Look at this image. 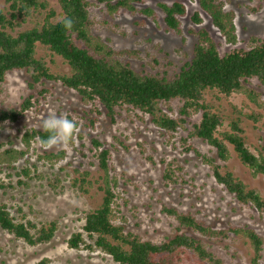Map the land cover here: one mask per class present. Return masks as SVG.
<instances>
[{
    "label": "trees",
    "instance_id": "trees-1",
    "mask_svg": "<svg viewBox=\"0 0 264 264\" xmlns=\"http://www.w3.org/2000/svg\"><path fill=\"white\" fill-rule=\"evenodd\" d=\"M97 1L105 3L113 14L122 8L135 12L136 3L142 0ZM197 1L226 41L235 44L238 36L234 11L226 10L222 0ZM58 3L61 10L55 8L50 0H5V6L0 8V95L6 93L11 73L25 72L29 75V90L47 82L59 83L75 90L84 103L103 106L112 117L119 107L139 110L168 132L185 128L189 117L201 113L200 122L193 124L188 137L207 143L215 150L219 161L201 154L195 148L189 150L202 156L216 182L241 205L264 212V196L226 164L233 153L253 175L264 174V152L257 148V153L251 150L243 126L244 119L256 123L261 115L255 111L243 112L237 106H232V112L227 114L218 104L210 103L207 99L213 92L225 97L242 93L262 107L261 93L252 86V82L257 80L264 85V37L254 35L249 39L247 48H236L221 54L217 41L208 29H191V33L198 38L192 58L178 72L150 73L137 70L120 58L125 54H135V51L116 50L93 32L95 20L91 16L92 1L58 0ZM157 5L165 15L168 28L181 33L180 17L187 12L183 0H175L172 4L159 2ZM140 11L154 15V9L149 6ZM66 15L74 21L70 30L60 23ZM193 20L197 24L203 21L200 11L194 13ZM54 56L63 59L69 66L68 72L53 70L51 63ZM32 97V94L26 97L20 107L5 105L0 100V126L14 123L25 116L34 107ZM173 100L180 103L177 116L170 114L163 106L166 104L170 108L169 103ZM226 120L229 127L224 128ZM47 136L48 133L42 128H25L20 135V142L25 148H17L14 141H9V146L0 152V163L14 171L18 186L30 188L33 181L40 180L41 185L49 191L60 194L65 192V185L59 173L44 172L38 163L30 164L27 160L25 165L16 164L27 155L33 142H40ZM95 143L100 144L98 141ZM64 155L65 150L45 152L39 155V160H59ZM98 157L100 168L108 173L109 151L103 148ZM88 174L85 172L72 178L70 187L80 193H89L93 183L88 179ZM169 174L166 177L169 178ZM7 187L15 188L10 181ZM99 187L103 191L102 201L83 213L81 228L66 239L71 249L100 250L111 258L113 264H193L194 261L225 264L211 241L221 243L240 236L252 249L250 264H262L264 235L254 227L230 225L228 228H213L191 213L166 207V212L180 224L178 232L168 239L155 242L116 222L113 187L108 180ZM19 211H24L22 206H19ZM59 228L57 218L35 220L25 214L16 215L8 203L0 200V229L14 239L30 246L49 244ZM183 228L191 229L199 236L189 234ZM51 261L50 258H43L35 264H51Z\"/></svg>",
    "mask_w": 264,
    "mask_h": 264
},
{
    "label": "rangeland",
    "instance_id": "rangeland-1",
    "mask_svg": "<svg viewBox=\"0 0 264 264\" xmlns=\"http://www.w3.org/2000/svg\"><path fill=\"white\" fill-rule=\"evenodd\" d=\"M90 1L94 3L91 6V16L95 20L93 32L116 50L135 51V54H125L120 58L133 68L150 73L178 72L192 58L198 38L191 29H208L221 54L247 48L254 35L264 37V0H222L225 9L235 13L238 36L235 44L226 41L211 18L200 9L197 0H183L187 12L180 17L181 33L168 28L165 15L157 5L159 2L172 4L175 0H142L136 3L135 12L122 8L113 14L105 3ZM50 2L61 10L58 0ZM4 6L5 0H0V8ZM148 6L154 9L153 16L140 11ZM196 11H200L203 17L198 24L193 20ZM53 60L51 66L54 71H69L61 57L54 56ZM28 81L27 73L13 72L8 76L6 93L0 95L5 105L20 107L32 94L34 104L18 121L0 126V152L9 146V141H14L17 148H25L20 142L21 131L30 127L41 128L42 120L52 112L75 120L79 130L67 146L56 145L46 149L40 142H33L27 155L16 162L20 166L27 161L30 164L36 162L44 172L59 173L65 185L63 193L49 191L40 180L33 181L30 188H22L17 185L18 177L14 171L0 163V200L9 204L13 214H25L35 220L57 218L60 221L55 238L40 246H30L0 229V264H35L43 258H50L51 264H113L111 258L100 250L71 249L66 243L71 233L81 228L83 213L102 201L103 191L99 186L107 180L116 195L115 221L144 239L160 242L178 232L180 224L166 212V207L191 213L213 228L249 225L264 235V212L241 205L216 182L202 156L189 150L195 148L219 161L215 150L207 143L188 137L193 124L200 122L201 113L189 117L185 128L168 132L139 110L119 107L112 117L103 106L84 103L75 90L59 83L47 82L29 90ZM252 86L261 93L262 107L242 93L225 97L213 92L207 99L218 104L227 114L232 112V106H237L243 112L255 111L261 115L256 123L247 119L243 123L250 148L257 153L255 148L264 152V85L253 80ZM169 105L170 108L163 104L170 114L177 116L179 101L173 100ZM223 124L224 128L229 127L228 120ZM103 148L109 151L108 173L100 168L98 153ZM61 150H65V155L59 160H39L40 154ZM226 164L264 196V174L253 175L233 153ZM85 172L89 173L88 179L93 184L89 193H80L70 184L72 178ZM168 172L169 178L166 177ZM9 181L14 184V189L7 187ZM19 206L23 212L19 211ZM183 230L199 236L191 229ZM211 243L225 264H250L252 249L240 236ZM193 264L201 263L194 261Z\"/></svg>",
    "mask_w": 264,
    "mask_h": 264
},
{
    "label": "clouds",
    "instance_id": "clouds-1",
    "mask_svg": "<svg viewBox=\"0 0 264 264\" xmlns=\"http://www.w3.org/2000/svg\"><path fill=\"white\" fill-rule=\"evenodd\" d=\"M60 23L63 24L65 29L70 30L73 27L74 21L66 15ZM40 127L48 133L47 138L40 141L46 149L56 145L67 146L79 130L75 120L69 119L65 114L57 115L55 112L49 113L42 120ZM8 131L11 130L9 129Z\"/></svg>",
    "mask_w": 264,
    "mask_h": 264
}]
</instances>
